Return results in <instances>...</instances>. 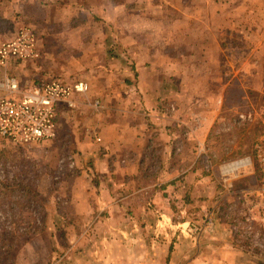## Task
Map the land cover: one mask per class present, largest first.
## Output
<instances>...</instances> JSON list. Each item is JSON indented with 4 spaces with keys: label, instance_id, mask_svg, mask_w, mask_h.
Wrapping results in <instances>:
<instances>
[{
    "label": "rangeland",
    "instance_id": "rangeland-1",
    "mask_svg": "<svg viewBox=\"0 0 264 264\" xmlns=\"http://www.w3.org/2000/svg\"><path fill=\"white\" fill-rule=\"evenodd\" d=\"M212 1L0 0V45L24 28L38 42L39 57L12 68L23 83L83 80L91 87L87 96L75 97L74 109L60 111L55 139L25 146L0 140V264H85L93 249L91 235L101 232L93 223L99 211L89 218L77 208L84 190L99 183L96 162L104 142L92 146L94 140H104L107 125L119 116V132L128 140L143 130L161 142L142 105L135 65L121 49L122 42L135 39L128 31L133 25L146 30L137 34L144 42L155 25H165L160 36L169 42L168 51L178 58L194 52L196 68L212 78L187 80L190 96H177L176 110L165 111L167 119L187 114L190 128L175 123L170 132L190 170L208 177L198 182L193 173L197 187L180 194L182 207L172 206L175 218L189 222V236L220 238L219 247L231 254L226 262L264 264V208L250 211L244 199L214 207L222 190L219 167L252 156L264 136V0H227L217 7ZM126 8L142 15L133 18ZM97 100L107 108L97 107ZM158 105L164 108L167 101ZM187 131L191 135L185 138ZM159 149L146 151L142 173L131 186L158 179ZM258 181L253 170L235 183L238 190H253ZM150 198L148 193L145 199ZM214 209L211 226L206 217Z\"/></svg>",
    "mask_w": 264,
    "mask_h": 264
},
{
    "label": "crops",
    "instance_id": "crops-1",
    "mask_svg": "<svg viewBox=\"0 0 264 264\" xmlns=\"http://www.w3.org/2000/svg\"><path fill=\"white\" fill-rule=\"evenodd\" d=\"M223 3L227 4V0H213L212 6ZM126 11L133 18L142 15L127 8ZM128 29L129 36L135 39L126 44L122 42L121 49H125L124 54H128L130 63L135 65L137 90L144 101L142 105L149 111L148 116L157 127L155 129L160 131L155 136L161 142L145 136L143 130L137 131L138 126L134 137L128 140L125 132H119V116L107 125L110 130L104 140L102 137L94 140L92 146L104 142L100 159L96 162L97 166L101 165V168L97 167L99 183L84 190L83 203L77 208H83L89 218L92 217L90 214L99 211L93 223L101 232L91 235L93 249L89 251L91 258L88 261L85 258V264H237L232 260L226 262L225 257L231 254L219 247L220 238L187 235L185 228L189 222L180 215L175 218L172 207L177 204L182 207L180 194L183 190L197 187L193 173L199 176L198 182L208 177L190 170L186 158L180 154L183 152L180 141L170 132L171 125L175 123L190 128L187 114L180 112L168 119L165 114L176 110L174 101L177 96H190L189 87L185 85L187 80L211 81V75L196 68L200 63L194 52L186 58L181 57V60L168 51L169 42L160 36L166 30L165 25H155L154 34L147 42L137 37V34L146 32L145 29L141 30L136 25ZM219 49L220 46L216 48L217 52ZM18 63L11 62L7 72L14 74L12 68ZM196 92L195 95L202 94V91ZM160 99L167 101V108L158 105L162 101ZM99 102V108H107ZM190 135L187 131L185 138ZM161 137H165L164 140ZM157 145L160 146L158 152L162 163L158 179L147 186H131V182L142 173L141 167L147 160L146 151ZM148 193H151L150 200L145 199ZM178 227H182L180 232ZM207 243L210 248H202Z\"/></svg>",
    "mask_w": 264,
    "mask_h": 264
},
{
    "label": "built area",
    "instance_id": "built-area-1",
    "mask_svg": "<svg viewBox=\"0 0 264 264\" xmlns=\"http://www.w3.org/2000/svg\"><path fill=\"white\" fill-rule=\"evenodd\" d=\"M38 57V42L29 28L20 30L15 38L0 45V140L25 146L55 139L60 111L65 107L74 109L75 97L87 96L91 90L90 84L83 80L25 84L18 76L7 72L11 62H30ZM99 104L96 101L97 107ZM253 170L258 172V187L238 190L235 181ZM218 173L222 190L215 209L222 201L232 206L239 199H244V206L250 211L264 208V136L252 156L225 162ZM215 209L206 217L211 226Z\"/></svg>",
    "mask_w": 264,
    "mask_h": 264
},
{
    "label": "trees",
    "instance_id": "trees-1",
    "mask_svg": "<svg viewBox=\"0 0 264 264\" xmlns=\"http://www.w3.org/2000/svg\"><path fill=\"white\" fill-rule=\"evenodd\" d=\"M144 163H145V161H144ZM148 176H146L145 178H147ZM137 180H139V176L136 178Z\"/></svg>",
    "mask_w": 264,
    "mask_h": 264
}]
</instances>
